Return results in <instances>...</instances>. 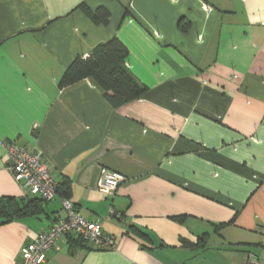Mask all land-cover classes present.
<instances>
[{
	"label": "crops",
	"instance_id": "crops-1",
	"mask_svg": "<svg viewBox=\"0 0 264 264\" xmlns=\"http://www.w3.org/2000/svg\"><path fill=\"white\" fill-rule=\"evenodd\" d=\"M114 37L143 96L115 108L92 78L60 86ZM9 142L42 152L116 242L63 237L45 264H264V0H0V197L26 196ZM104 168L127 176L114 195ZM65 214L57 194L41 218L0 225V264Z\"/></svg>",
	"mask_w": 264,
	"mask_h": 264
},
{
	"label": "trees",
	"instance_id": "trees-1",
	"mask_svg": "<svg viewBox=\"0 0 264 264\" xmlns=\"http://www.w3.org/2000/svg\"><path fill=\"white\" fill-rule=\"evenodd\" d=\"M82 10L96 24H107L109 12L105 8H98L93 11L85 3H82ZM186 28V25L183 27ZM129 50L118 37L107 42L98 44L87 57L78 56L66 69L60 86L65 87L74 84L85 78L94 79L103 89L104 96L118 108L124 104L143 96L147 87L144 86L131 72L127 66ZM69 182L58 183L57 194L62 199L67 197ZM68 199V198H66ZM50 202L36 195L22 197L2 196L0 197V225L26 218H41L46 213V204ZM223 226L219 225L218 227ZM73 235H70L72 237ZM77 243L91 246L83 237L74 238ZM200 240H206L204 234Z\"/></svg>",
	"mask_w": 264,
	"mask_h": 264
},
{
	"label": "built area",
	"instance_id": "built-area-1",
	"mask_svg": "<svg viewBox=\"0 0 264 264\" xmlns=\"http://www.w3.org/2000/svg\"><path fill=\"white\" fill-rule=\"evenodd\" d=\"M7 149L9 168L15 180L23 184L29 195L52 201L57 196L58 182L45 163L42 152L15 142H9ZM126 179L125 174L104 168L98 189L106 196L114 195ZM62 203L65 216L58 218L48 230L40 232L22 247L20 264H45L48 254L57 248L58 240L73 234L80 235L95 248L112 249L116 246L113 237L104 233L101 220L86 219L69 199L63 198ZM246 264L260 263L251 259Z\"/></svg>",
	"mask_w": 264,
	"mask_h": 264
}]
</instances>
